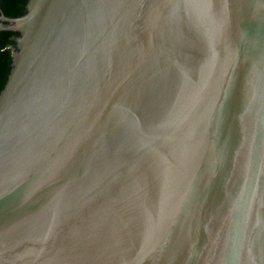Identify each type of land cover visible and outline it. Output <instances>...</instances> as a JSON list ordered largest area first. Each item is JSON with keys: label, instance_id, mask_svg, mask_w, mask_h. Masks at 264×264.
<instances>
[{"label": "water", "instance_id": "water-1", "mask_svg": "<svg viewBox=\"0 0 264 264\" xmlns=\"http://www.w3.org/2000/svg\"><path fill=\"white\" fill-rule=\"evenodd\" d=\"M0 264H264V0H0Z\"/></svg>", "mask_w": 264, "mask_h": 264}, {"label": "trees", "instance_id": "trees-1", "mask_svg": "<svg viewBox=\"0 0 264 264\" xmlns=\"http://www.w3.org/2000/svg\"><path fill=\"white\" fill-rule=\"evenodd\" d=\"M13 14L19 0H7ZM14 46V42L0 40V72L11 66V55L8 47Z\"/></svg>", "mask_w": 264, "mask_h": 264}]
</instances>
